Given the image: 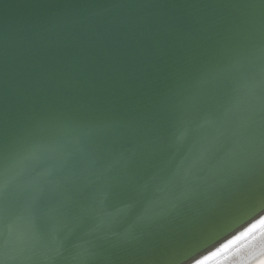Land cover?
Returning a JSON list of instances; mask_svg holds the SVG:
<instances>
[{
	"label": "water",
	"instance_id": "obj_1",
	"mask_svg": "<svg viewBox=\"0 0 264 264\" xmlns=\"http://www.w3.org/2000/svg\"><path fill=\"white\" fill-rule=\"evenodd\" d=\"M264 257V0H0V261Z\"/></svg>",
	"mask_w": 264,
	"mask_h": 264
},
{
	"label": "bare ground",
	"instance_id": "obj_2",
	"mask_svg": "<svg viewBox=\"0 0 264 264\" xmlns=\"http://www.w3.org/2000/svg\"><path fill=\"white\" fill-rule=\"evenodd\" d=\"M254 264H264V257H262L261 259H259L258 262L254 263Z\"/></svg>",
	"mask_w": 264,
	"mask_h": 264
},
{
	"label": "snow or ice",
	"instance_id": "obj_3",
	"mask_svg": "<svg viewBox=\"0 0 264 264\" xmlns=\"http://www.w3.org/2000/svg\"><path fill=\"white\" fill-rule=\"evenodd\" d=\"M0 264H4V262L3 261H0Z\"/></svg>",
	"mask_w": 264,
	"mask_h": 264
}]
</instances>
